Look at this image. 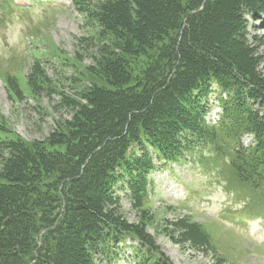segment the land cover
Wrapping results in <instances>:
<instances>
[{
    "label": "trees",
    "instance_id": "1",
    "mask_svg": "<svg viewBox=\"0 0 264 264\" xmlns=\"http://www.w3.org/2000/svg\"><path fill=\"white\" fill-rule=\"evenodd\" d=\"M73 4L97 26L96 80L64 96L73 116L43 141L0 139V264H117L127 241L131 264H172L142 209L158 166L208 150L264 200V33H249L264 0ZM32 70L33 88L48 85L40 61ZM124 193L139 223L121 214ZM173 226L177 244L217 253L199 224Z\"/></svg>",
    "mask_w": 264,
    "mask_h": 264
},
{
    "label": "rangeland",
    "instance_id": "2",
    "mask_svg": "<svg viewBox=\"0 0 264 264\" xmlns=\"http://www.w3.org/2000/svg\"><path fill=\"white\" fill-rule=\"evenodd\" d=\"M43 1L40 6L22 9L14 5L4 7L6 0H0L3 140L16 137L28 142L43 141L56 129L58 121L73 116L64 96L77 99L96 80L88 71L99 50L96 24L78 11L71 0ZM249 33L263 34L264 21L251 20ZM260 51L264 58V48ZM37 61L49 82L44 86L39 82L33 88L31 79L36 81L39 77L32 70ZM261 71L264 73V60ZM10 81L18 87L19 94L8 85ZM220 111L214 104L207 121L215 120ZM250 140L246 137L244 143L247 145ZM216 160L211 151L205 150L193 160L158 166L150 176L153 186L148 206L142 208L148 214L145 216H150V221H146L148 232L172 264H216V257L223 259L224 264H264V219L253 218L245 228L237 225L239 215L264 212V201L260 199L263 192L222 172V165H214ZM127 196L124 193L121 214L130 223H139L141 215L133 210ZM180 219H190L202 226L217 253L173 241V223ZM130 255L131 250H123V258L117 264H131Z\"/></svg>",
    "mask_w": 264,
    "mask_h": 264
}]
</instances>
